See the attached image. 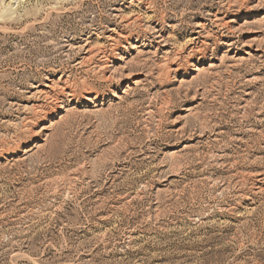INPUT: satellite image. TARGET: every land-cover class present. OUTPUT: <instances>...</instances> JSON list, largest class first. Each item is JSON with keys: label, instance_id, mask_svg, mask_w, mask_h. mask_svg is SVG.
I'll list each match as a JSON object with an SVG mask.
<instances>
[{"label": "rangeland", "instance_id": "obj_1", "mask_svg": "<svg viewBox=\"0 0 264 264\" xmlns=\"http://www.w3.org/2000/svg\"><path fill=\"white\" fill-rule=\"evenodd\" d=\"M0 264H264V0H0Z\"/></svg>", "mask_w": 264, "mask_h": 264}, {"label": "bare ground", "instance_id": "obj_2", "mask_svg": "<svg viewBox=\"0 0 264 264\" xmlns=\"http://www.w3.org/2000/svg\"><path fill=\"white\" fill-rule=\"evenodd\" d=\"M130 23V22H129ZM224 23V22H223ZM111 39V38H110ZM72 96V95H71Z\"/></svg>", "mask_w": 264, "mask_h": 264}]
</instances>
